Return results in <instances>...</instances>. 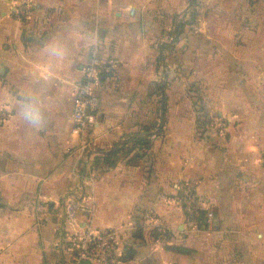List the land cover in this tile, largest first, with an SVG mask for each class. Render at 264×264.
<instances>
[{"label": "crops", "instance_id": "obj_1", "mask_svg": "<svg viewBox=\"0 0 264 264\" xmlns=\"http://www.w3.org/2000/svg\"><path fill=\"white\" fill-rule=\"evenodd\" d=\"M261 1L198 0L197 24L161 49L191 0H32L26 21L0 0V264H64L70 202L82 231L120 229L123 264H264ZM96 46L114 71L84 142L74 93ZM192 86L210 117L226 119L224 134L201 130ZM29 93L46 109L39 128L20 114ZM159 112L165 130L150 153L109 167L103 151L160 125ZM185 184L211 223L187 214Z\"/></svg>", "mask_w": 264, "mask_h": 264}, {"label": "built area", "instance_id": "obj_2", "mask_svg": "<svg viewBox=\"0 0 264 264\" xmlns=\"http://www.w3.org/2000/svg\"><path fill=\"white\" fill-rule=\"evenodd\" d=\"M12 12L21 21L31 20L33 13L32 0H9ZM114 62L101 58L99 48L96 46L90 56V60L83 66V75L75 86V105L73 111L74 127L81 138L86 142L90 130L98 122L101 104L100 87L107 75L114 71ZM6 114L0 113V123L5 120ZM208 127L224 134L228 128L225 118L213 117ZM264 165V153L262 156ZM181 201L189 216H197L202 205L196 192L187 184L183 186ZM76 206L68 203L66 214L74 222L72 231L68 232L66 238H62L60 245L64 253L70 257H64V264H80L82 260H90L98 264H123V252L119 249L120 229L110 227L96 231H82L81 223L75 222ZM94 207V206H93ZM91 212L94 214V209ZM214 212L207 210L204 213V223H211ZM201 222V220H199Z\"/></svg>", "mask_w": 264, "mask_h": 264}, {"label": "trees", "instance_id": "obj_3", "mask_svg": "<svg viewBox=\"0 0 264 264\" xmlns=\"http://www.w3.org/2000/svg\"><path fill=\"white\" fill-rule=\"evenodd\" d=\"M194 5L195 3L193 0V4L189 8L191 15L186 20H184L183 18H179L180 13H176L174 15L173 30L171 31V34H174L176 39L179 38L186 31L185 29L187 26H190L196 23L197 17H198V11L195 10ZM169 46L173 47L174 42L173 43L164 42L160 45V48L164 49ZM166 85H167V82L162 81V82L157 83L155 86L158 92H161V94L163 95L164 104H166ZM202 100L203 98L199 97L197 100H195V105L196 107H198V105L200 107L199 108L200 110L199 122H200V128L203 131V129L208 125V123L211 120H213V117H210V114L206 108V105L204 104ZM164 127H165V117H162V121L159 125L158 130H152L149 126L148 127L143 126L141 129L135 131L133 134L129 135L127 138L118 142L114 149L103 151L104 162L109 167H113L121 160V158L125 159L128 156H131L129 158V161L131 162L143 159L146 155L150 153V150L153 145V138L157 135H161L164 132ZM190 217H193L196 220H201V223H203L204 222V210H201L197 216H190ZM139 229H141V227ZM170 248L175 251L182 252V253H190L192 251L189 247L179 246V245L178 246L173 245V246H170Z\"/></svg>", "mask_w": 264, "mask_h": 264}, {"label": "clouds", "instance_id": "obj_4", "mask_svg": "<svg viewBox=\"0 0 264 264\" xmlns=\"http://www.w3.org/2000/svg\"><path fill=\"white\" fill-rule=\"evenodd\" d=\"M20 114L33 127H41L46 119V109L38 94L29 93L21 102Z\"/></svg>", "mask_w": 264, "mask_h": 264}, {"label": "rangeland", "instance_id": "obj_5", "mask_svg": "<svg viewBox=\"0 0 264 264\" xmlns=\"http://www.w3.org/2000/svg\"><path fill=\"white\" fill-rule=\"evenodd\" d=\"M202 1V0H201ZM197 2H198V0H194V3H195V10L196 11H198V17H197V21H196V23L195 24H192V25H190V26H187L186 27V29L185 30H187V28L188 27H191V26H193V25H196L197 24V22H198V18H199V16H200V12H199V10H198V8H197ZM261 3H264L263 1H261ZM193 4V0H191V5ZM191 5L187 8V9H185L184 11H182V12H180V17L179 18H183L184 20H186L190 15H191V12L189 11V8L191 7ZM173 30V27H171V29L168 31V33L166 34V39H167V42L168 43H173L174 42V44L177 42V41H179V39H180V37H182V35L185 33H183L179 38H177L176 39V37L174 36V34H171V31ZM171 46H172V44H171ZM171 46H169V47H167V48H173V47H171ZM166 56V55H165ZM167 82V81H166ZM168 87V84L166 85V88ZM194 91V93H197V99L200 97V95H198V92H200L201 91V88L200 87H198V88H196V89H194V86H192V88H191V92H193ZM194 96V95H193ZM197 99H195V100H197ZM159 101V103H160V99L158 100ZM203 102H204V99L202 100ZM204 104H205V102H204ZM196 108H198V110H199V105H198V107H196ZM207 108V107H206ZM208 110V109H207ZM199 113H200V110H199ZM200 115V114H199ZM158 121H160V123H161V121H162V119H160V112L158 113ZM212 122V120L208 123V124H210ZM144 126H149L152 130H156V128H158L159 127V124H158V126H153V125H151V124H145ZM164 130H165V127H164ZM190 187V186H189ZM199 204H200V202H199ZM184 206V205H183Z\"/></svg>", "mask_w": 264, "mask_h": 264}, {"label": "water", "instance_id": "obj_6", "mask_svg": "<svg viewBox=\"0 0 264 264\" xmlns=\"http://www.w3.org/2000/svg\"><path fill=\"white\" fill-rule=\"evenodd\" d=\"M80 264H92L90 260H82Z\"/></svg>", "mask_w": 264, "mask_h": 264}]
</instances>
